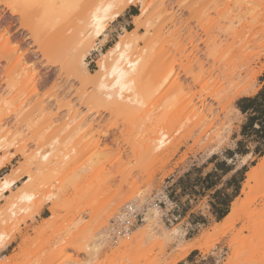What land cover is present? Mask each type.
I'll use <instances>...</instances> for the list:
<instances>
[{
    "label": "rangeland",
    "instance_id": "374dc122",
    "mask_svg": "<svg viewBox=\"0 0 264 264\" xmlns=\"http://www.w3.org/2000/svg\"><path fill=\"white\" fill-rule=\"evenodd\" d=\"M160 1L126 2L118 10L121 14L129 5H137L140 14L144 6L147 7V12L139 20L141 24L134 22L135 28L139 25L140 32L134 57L141 56L146 63L141 87L151 90V94L144 106H133L132 111L123 114L104 104L88 103V98L94 92L92 76L70 65L64 66L59 61L68 59L70 45L58 50L62 59L50 51L53 57L50 61V57L44 56L40 49L45 44L43 39L48 42L50 39L37 36L39 41H36L38 39L33 37L32 27L29 26L31 23H27L17 8L9 5V0H0V30L7 32L12 38L11 47L20 49L21 53L19 59L13 50L0 52V96L13 85L12 91L4 95L11 97L12 102L1 111L9 127L5 128V132L0 131V138L7 134L9 142L5 140L4 144L7 145H1L0 142V159L5 160L12 152L16 153V157L8 163L13 164L10 168L16 169L22 163L29 166V161H32L30 157L37 148L45 150L51 144H61L70 139L65 149L70 153L71 160L62 165L58 174L46 178L49 183L42 184L43 190L35 202L37 204L46 198L57 186L62 187L61 219L56 228L48 231L50 235L46 234L45 239H50L57 230L63 235V231L80 220L83 221L81 229L74 228V232L75 229L78 235L91 232L122 195L131 193L137 186L147 190L145 208L155 204L156 198L168 195L181 209L184 203L186 210H191V217L197 215L199 209L211 204L213 199V195L202 192L196 182L198 177H203L200 176L205 171L202 165L207 161L226 158L228 147L240 139L250 144L258 138L253 134L239 137L240 128L247 124V116H242L236 109V103L240 102L238 99L242 96L234 97L237 90L254 74V80L248 82L252 87L250 94L262 91L264 0H249L251 3L239 0L242 6L239 16L242 19L237 23L233 18L237 19L238 15L235 13L232 16L234 14L225 10V2L234 0H163L166 7H161ZM81 9L82 5L73 9L74 18L68 19L62 27L70 39L84 26L85 22L77 17ZM112 22L107 29H110ZM120 36H113L111 42L102 46L99 39L93 40V45L98 44L86 57L89 71L99 69L101 51H107ZM60 52L66 53L68 57L64 59L65 55L62 57ZM30 62H36L38 67L34 78L29 77L26 69ZM198 62L203 68L198 66ZM82 76L86 77L85 80ZM213 93L217 94V98L211 96ZM56 95L60 99L65 96L66 101L73 100L86 117H90L87 119L89 124L83 130L77 131L75 122L69 129L60 130L63 127L60 119L64 121L67 111L63 107L57 108ZM202 99L214 110L216 125L229 130L222 143L211 138L213 131L204 137L210 119L196 127L198 117L192 111L200 107ZM57 117H60L59 121L54 122ZM10 127L13 133L17 132L16 136L7 131ZM71 128L73 130L70 131ZM162 133L167 134L166 138L170 140L167 145H172L171 148L157 157L144 153L145 139L154 134L156 137L162 136ZM201 137L204 138L201 140ZM119 142L122 145L117 146ZM118 147L122 148V155L118 154ZM261 160L262 157L257 156L253 164ZM18 184L23 185L22 181ZM248 191L249 202L241 218L217 233L215 224L207 223L210 225L200 226L186 234V221L178 224L181 217L174 220L176 211L167 213L166 209L163 210L166 216L161 218V224L170 229L177 227L182 230L185 234L183 241L180 235L174 236L169 242L165 239L159 242L146 239L138 253L130 255L127 263L168 264L173 254L181 252V248L188 247L191 241L198 239L197 242L201 244L197 249L207 257L209 264H264V172ZM137 193L134 192L133 197L124 201L118 210L111 209L114 214L107 220L108 223L125 204L137 199ZM200 196L206 197H201L199 201ZM141 202L138 201L139 204ZM50 205L51 202L46 201L49 215ZM9 214V200L0 199V240L3 242H7L11 236L10 222L16 219L8 221ZM38 215L34 212L24 216L21 212L19 222L17 215L16 222H13L17 229L13 228L15 239L11 247H0V259L4 254H16L22 239L27 238L29 241L25 254L10 264H61L82 260V254L73 248L58 256L62 235L56 237L58 242L55 241L57 244L54 243L51 248H37L34 242L38 237L37 232L46 225ZM2 218L6 219V223H2ZM193 236L194 239L184 241V238L188 240ZM109 243L104 257L111 254L115 245L111 241Z\"/></svg>",
    "mask_w": 264,
    "mask_h": 264
},
{
    "label": "bare ground",
    "instance_id": "6f19581e",
    "mask_svg": "<svg viewBox=\"0 0 264 264\" xmlns=\"http://www.w3.org/2000/svg\"><path fill=\"white\" fill-rule=\"evenodd\" d=\"M135 1L136 0H9L8 3L9 5L14 6L15 8H17V10L20 11L22 17L27 20V23L29 22L28 24L31 23L29 26L32 27V34L34 38H37V36H42L45 39H50V42L46 40L48 44L43 39L42 42H44L45 44L42 43L43 45L41 46H43V48H40L43 50L42 52L44 56L47 55L46 57H50V61L53 58L52 52L57 53V58H61V56H59L58 50L64 47L66 48L70 45V51L68 55L69 57L67 56L68 59L64 61L61 58L63 62H61L62 60L59 61L61 64L63 63L64 66L70 65L75 69L84 71L92 76L94 82V92L88 98V103H97L102 105L104 104V106L112 108L116 112L125 114L132 111V109H134L133 106H135V108L144 106L151 94V90H145L141 87V82L145 74L146 63L141 56L134 57V48L136 47L138 36H140L139 25L136 26V28H134L133 30H125L123 28L125 31L121 34L119 40H117L115 44L107 51H101L100 58L98 60V70L91 72L87 69L86 57L91 50L96 49V45L98 43L96 45H93V40L99 39L101 46L106 42L108 37V25L110 21H114L117 17L120 16V11L118 10L123 6V4H126V2L135 3ZM164 1H160V6H164ZM246 2L251 3V1L249 0H247ZM225 3L226 11L234 14L232 16H235V13L236 16L238 15L237 19L235 18L236 20L233 18V21H235V23L240 22L242 17L239 16V14L242 10V6L240 5L239 0ZM78 4L82 5V9L80 13L77 14V17L85 23L82 28H79L75 36L70 39V36L67 37V34L65 33L66 29L64 30L62 27L68 21V19L74 18L72 15V11L73 9L76 10V7L79 6ZM231 4H233V6L230 8ZM33 11H36L37 13H34ZM146 12L147 7L144 6L141 13L137 14L134 17V22L137 24H141V15L145 14ZM32 13H34L36 17ZM3 30H0V52L8 53L13 50V52L15 51L14 53H16L15 55L18 58L21 57V53L19 54L20 49L11 47L12 38L9 37L7 32ZM36 41H39V39ZM61 54L63 57L64 53ZM64 55V59H66V53ZM57 61L58 59H56V62ZM35 63L30 62L29 67L26 68L28 69L29 77L31 76L34 78L36 73H38V67ZM198 64L200 63L198 62ZM201 65L202 64L198 66L203 68V66ZM255 77V74L253 76L251 75L250 80H248L246 84H244L237 90L234 98L238 96L250 95L252 87L248 82L254 80ZM85 78L86 77L84 76L83 79L85 80ZM12 87L13 85L8 89L12 91ZM9 90H7V93L4 92V94L0 96V131H4L6 130V127H9V124L4 121L5 118L1 112L4 106L9 105L12 102L11 97L8 98L4 96L5 94L8 95V93L11 92H9ZM211 96L217 98L216 93L211 94ZM59 97L56 95L57 99L55 98V103H58L57 108L60 109V107H63L64 109L66 108L67 111L66 115L63 117L64 121L60 119L61 122H63L60 123L63 124V127H61L60 130L62 128L63 130L69 129V127H71L74 122L76 123L75 128L77 129V131L83 130L84 127L89 124V120L87 119L90 117H86L85 113L78 108V105L75 104L73 100L66 101L67 98L65 96L62 97V99H60ZM201 102L202 103L200 107L194 108V110L192 111V113H194V116L197 115L198 117L196 127L199 126V123H203L210 119V125L209 128L204 131V137L208 136L210 131H213L214 135H212L211 138L216 139L218 143H222L228 136V128L218 127L216 125L217 119L215 117L214 110L206 105L204 99H202ZM45 108L52 109V107L50 106H46ZM88 110L92 111L91 108H89ZM237 111L239 110L237 109ZM58 118L60 117L55 118L54 122L59 121ZM90 125H92V123H90ZM11 128L12 127L7 129V131L9 133H12V136H16L17 132L13 133V130H11ZM73 129L71 128L70 131ZM162 134V136L157 135L158 137H156V135L154 134L153 136L148 137L147 140L145 139L146 142H143L145 143L143 147L144 153L150 156L157 157L171 148L172 145H167L170 141L166 138L167 134ZM6 135L7 134H4V136L0 138V142L2 143L1 145H3L5 140L7 141L8 139V135ZM203 138L201 137V140ZM69 140L61 144H51L50 147L45 150H43L42 148L40 149V147L37 148L33 155H31L30 157L32 161H29V166L25 163H22L16 169H13L10 173H7L5 176H3L2 179H0V199L7 198L9 200L10 219L8 221H10L12 218H16L14 220L16 222L17 215L19 217L21 212H23L24 216L25 214L27 216L28 213H39L40 210L45 206L46 201L51 202V215L44 219L46 225L37 232L38 237H36L37 239L34 240L37 248L40 250L48 247L51 248L55 241L58 242V239L55 240L56 237H58V235H62V232H59L60 230H57L56 234L53 230L54 232H51V234L54 233V236H50V239L44 238L45 235L48 234V231L50 229H54L57 227V225L59 224L58 222L61 219L59 210H61L60 208H63L61 207V196L63 195L62 187L60 188L57 186L56 189L49 192V194L45 196L46 198H42L37 204L35 202L43 190L42 184L44 185L45 183L46 185V183H49L46 181L52 178L51 176L54 173L60 172V168H62V165L67 164L71 160H69L71 156L69 155L70 153L68 154L65 149L67 143H69ZM7 142H9V140ZM5 144L7 145V143ZM120 144L121 142L117 143V146ZM118 149V154L122 155V148L118 147ZM15 155L16 153L11 152V156H7L5 160L0 159V169L8 164L13 159V157H15ZM250 156V154L244 156L242 160L243 163H245ZM67 160L68 162H66ZM31 166L33 167V170H31ZM263 172L264 155L262 156V160L248 171L242 193L232 202L229 213L220 222L215 224V227L217 228L215 231L216 233L227 226L233 225L238 219L241 218L242 212L249 202L248 190L252 189L253 183H255L261 177ZM19 181H22L23 185L18 184ZM60 184L64 187V185H62L63 183ZM130 192L131 193L129 194L125 193L124 195H122L120 201L117 202L113 207H111L110 210H108L109 212L106 214V216L96 224L91 232L81 235L77 234L78 228L79 230L81 229L80 225L83 222L82 220L75 223L71 228L63 231V235L61 236L62 238L59 237L61 238L59 246L61 244V241H63L64 244L62 242V245L60 246L61 248L58 249V256L66 253L69 248H73L77 252L82 254V260L78 262H73V260H71L72 262H63L61 264H128L127 260H129L130 255L137 254L146 239L156 240V242H159L161 239H165L169 242L174 238V236L180 235L182 236L181 241H183V237L185 236V234L182 232V230L177 227L170 229L162 225V210L157 205L152 204L144 209V222L140 223L131 235L127 237H120L116 243L114 242L115 245L114 247L112 246L113 249L111 250V254L104 257L103 254L105 248H107V244H110L107 238L106 228L109 224L107 220L112 214H114L112 210L114 208L117 209L122 205V203H124V201L130 200L133 197L134 192H138L136 197L137 201L135 200L136 202L140 200L142 201L141 205H143L146 201V189H140L137 186ZM25 206L28 207L25 208ZM62 206H64V204H62ZM121 212L122 211L119 210V213L116 216L121 214ZM24 216L23 218L25 220ZM20 218L21 217H19L17 222H19ZM1 221L2 223H6V219L4 218H2ZM14 221L10 222L12 223V228L11 230L9 229L11 236L7 238V242H3V240H0L1 248H6L15 239V232H13V228L16 229V225H13ZM74 228L77 229H75V232L73 230ZM37 240L39 242H36ZM197 240L193 242L191 241V243L189 242L190 245L188 247L181 248V252L173 254L171 258L172 261L170 260L168 264H176L193 248L199 247L198 245L200 242H197ZM28 241L29 240L27 238H23L19 245V251L14 255L4 254L0 259V264H10L11 262H14L13 260L20 257V255L25 254V251L28 249ZM134 242H136L135 245ZM56 244L57 243H55V245ZM138 261L141 260L139 259Z\"/></svg>",
    "mask_w": 264,
    "mask_h": 264
},
{
    "label": "crops",
    "instance_id": "0c3cea01",
    "mask_svg": "<svg viewBox=\"0 0 264 264\" xmlns=\"http://www.w3.org/2000/svg\"><path fill=\"white\" fill-rule=\"evenodd\" d=\"M137 14V5H129L126 7L120 16L112 22L110 29H107L108 38L104 45L111 42L113 36L121 35L125 30H133L135 28L134 17ZM260 89L264 90V80L261 83ZM258 92L255 95L242 96L238 99V101H241L236 103V109L239 110L240 114L247 116V124L240 128L239 137L244 138L245 136L253 134V136L256 135L258 137L256 142L245 144L242 141L243 139H240L233 146L228 147L226 150V158L207 161L206 164L204 163L202 165L205 171L200 173V176L203 177H198V181L196 182L199 183L202 192L211 193L213 199H211V204L204 206L203 209H199L197 215H192V217L191 210H186L184 203L182 209L178 207L174 217L176 219L177 217H181L178 224L186 221L188 230L186 234L191 232V230H197L200 226L210 225L207 223H211V225L216 224L229 213L232 202L241 195L248 171L256 165L253 164L256 157L259 156L261 158L264 155V92ZM244 98L254 100L242 101ZM240 105L244 107L245 112L242 111ZM249 154L251 156L243 163V157ZM10 165L13 164H6L0 169V179L13 170V168H10ZM201 197L205 198L206 196H200L198 198L199 201H201ZM48 216L49 207L44 206L40 210L38 218L44 220ZM194 238L195 236L188 238V240L184 238V241H189ZM11 246L10 244L7 248ZM197 248H193L176 264H209L207 257L203 256Z\"/></svg>",
    "mask_w": 264,
    "mask_h": 264
},
{
    "label": "built area",
    "instance_id": "2783aa9c",
    "mask_svg": "<svg viewBox=\"0 0 264 264\" xmlns=\"http://www.w3.org/2000/svg\"><path fill=\"white\" fill-rule=\"evenodd\" d=\"M157 205L162 211L167 210V213L176 211L179 207L178 203L171 200L167 196H161L155 199L153 202ZM145 205H141L138 202H128L122 208L121 214L116 217H113L108 226H107V238L111 242H117L120 237H127L131 235L136 227L144 222ZM166 214L162 212V219L165 218ZM174 220H177L174 217ZM168 222H171L170 219H167Z\"/></svg>",
    "mask_w": 264,
    "mask_h": 264
},
{
    "label": "trees",
    "instance_id": "16d2710c",
    "mask_svg": "<svg viewBox=\"0 0 264 264\" xmlns=\"http://www.w3.org/2000/svg\"><path fill=\"white\" fill-rule=\"evenodd\" d=\"M263 92H264V90H262L260 93H263ZM247 100L252 101V100H254V99H251V98H244V99H242V101H247ZM240 101H241V100H240ZM240 108L242 109L243 112L246 111V110L244 109V107L241 106V105H240Z\"/></svg>",
    "mask_w": 264,
    "mask_h": 264
}]
</instances>
